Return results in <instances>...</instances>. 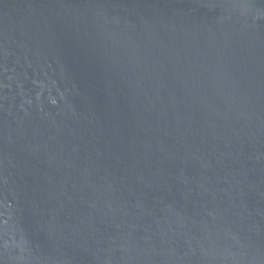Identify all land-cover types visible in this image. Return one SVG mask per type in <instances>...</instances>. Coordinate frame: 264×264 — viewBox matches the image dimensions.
Instances as JSON below:
<instances>
[{
    "label": "water",
    "instance_id": "1",
    "mask_svg": "<svg viewBox=\"0 0 264 264\" xmlns=\"http://www.w3.org/2000/svg\"><path fill=\"white\" fill-rule=\"evenodd\" d=\"M0 264H264V0H0Z\"/></svg>",
    "mask_w": 264,
    "mask_h": 264
}]
</instances>
